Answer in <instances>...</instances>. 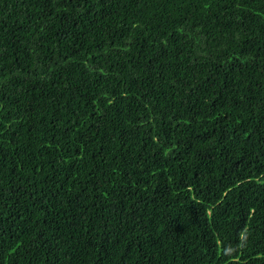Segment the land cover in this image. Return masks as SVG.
I'll return each instance as SVG.
<instances>
[{
    "label": "trees",
    "instance_id": "16d2710c",
    "mask_svg": "<svg viewBox=\"0 0 264 264\" xmlns=\"http://www.w3.org/2000/svg\"><path fill=\"white\" fill-rule=\"evenodd\" d=\"M0 264H264V0H0Z\"/></svg>",
    "mask_w": 264,
    "mask_h": 264
}]
</instances>
